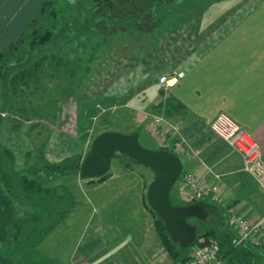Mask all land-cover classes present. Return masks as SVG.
<instances>
[{
    "label": "crops",
    "instance_id": "crops-1",
    "mask_svg": "<svg viewBox=\"0 0 264 264\" xmlns=\"http://www.w3.org/2000/svg\"><path fill=\"white\" fill-rule=\"evenodd\" d=\"M39 1L0 0V50L22 31ZM154 9H157L156 14ZM124 20H130L136 30L124 34L117 30L110 40L113 48V43L123 35L125 39L133 38V43L127 46L131 53H127L126 60L128 91L119 98L123 100L121 104H127L135 94V104L147 106L140 112L143 120H148V126L154 114L151 109L162 103L166 106V116L180 125L181 134L188 143V147L185 145L184 151L179 152L184 162L176 153L182 161L183 173L202 178L206 186L219 185V200L203 201L204 223L210 221L214 228L215 218H218L224 228L216 230L223 234L230 232L234 240L237 235L230 221L229 209L233 207L249 222H255L264 214V193L257 182L242 170L240 155L210 131V124L220 112L229 115L259 143L261 161L264 162V0H175ZM159 30L164 33L155 39L144 40V35L151 36L152 32ZM67 48L69 55L81 53L83 47L79 44ZM150 54L153 60L146 57ZM173 70L182 71L184 75L163 90L158 79ZM80 80L79 87L87 81L84 74ZM69 85L67 83V87ZM85 89L87 84L79 92V100ZM148 126L147 131H150ZM29 130L32 131L31 128ZM74 140H78L77 137ZM75 145L78 147L76 155L82 159L86 154V143ZM214 174L221 176L219 181L214 179ZM76 177L77 185L88 181L94 190L112 182H118L117 186L123 185L117 196H132L134 200L129 202L128 210L136 209L144 218L142 225L135 222L128 227V233L138 240H133L135 243L132 242L131 246L123 247L114 241L105 244L90 241L83 248H77L78 239L74 243L77 230L73 227L82 223L84 216L78 210L69 209L45 236L50 238L61 234L55 246L58 253L65 256L66 264H180L167 254L155 231L154 217L145 196L149 183L145 178L117 180L109 176L101 182L94 179L89 183L90 180H81L78 174ZM177 195L186 199L182 179L172 198ZM91 203H96L101 209H106L109 204L103 200ZM14 212L0 186L1 234H5V228L15 218ZM229 221L230 229L227 228ZM227 238L224 235L222 240ZM70 244L74 247L72 250ZM253 249L257 252V247ZM104 255L106 257L99 260ZM220 261V264L226 263L223 259ZM0 264L16 263L0 250ZM253 264H264V261L257 259Z\"/></svg>",
    "mask_w": 264,
    "mask_h": 264
},
{
    "label": "rangeland",
    "instance_id": "rangeland-1",
    "mask_svg": "<svg viewBox=\"0 0 264 264\" xmlns=\"http://www.w3.org/2000/svg\"><path fill=\"white\" fill-rule=\"evenodd\" d=\"M81 8L87 12V7H78V10L81 11ZM175 10L180 11L179 9ZM156 12L157 9H154V14ZM80 13V25L81 27H86L87 18L90 20V16L87 13ZM111 24L113 28L109 32L99 33V31L94 29L89 33L87 30L83 31L82 29L83 32L81 31L79 36L77 35L75 39L69 41L68 47L73 45L78 46L76 45L78 43L80 47H83L82 51L77 54L74 52L69 53L71 71L63 83L57 80H47L46 78L45 82L47 86H51L49 89L47 88L49 95L46 94L47 92L44 89L43 91L35 92L37 86L33 88L32 81L29 82L30 85H28L24 95L21 96L19 94V97H17V92L11 95L12 99L9 100V108H6L1 114L3 119L0 127V141L13 151L15 160L13 164L14 168L15 166L24 169L34 167L28 171L31 172L32 170L40 168L42 161L50 163L52 161L61 162L67 158H71L74 161L79 160L80 163L82 159H79V155H76L78 147L75 143H86L87 152L89 149L88 146L95 136L103 131H115L123 134L135 132L138 134L139 143L144 148L150 150H156L159 147H165L167 149L170 146L172 147V143H168V141L164 146L163 144H159L151 132L154 116L162 114L168 119L164 111V107L166 106L163 103L157 106L155 105L156 107L154 109L152 108L153 110L151 109L154 114L149 123L150 126H148V120H143V115L140 112L143 108H147V106L141 104L136 105L134 102L136 101L134 100L136 98L134 93V96L128 99L127 104H121L123 100L119 98L128 91L126 60L127 53H131L127 46L133 43V38L130 36L128 39H125L123 35L122 39L119 38L113 43V48H111L110 40L111 35L115 31L117 32L118 30L119 33L124 34L125 32L136 30V27L133 26L130 20L114 21L109 23V25ZM163 33V30L154 31L151 36L144 35L143 38L148 41L149 39L157 38L159 34ZM56 39L53 40V43H55ZM5 47L0 51L4 50ZM56 49L50 47L48 49L49 55L57 53ZM67 49L65 48L64 51L66 52ZM76 51L78 52V50ZM146 57L148 59H154L151 54L146 55ZM77 60L79 61L77 66L80 72L74 73V65H72V62ZM84 67H86L85 73H83ZM83 74L87 79L84 84L85 86L87 84V89L83 90V95L79 100L78 95H80L79 92L82 91L84 85L82 84L80 87L78 85L82 81L80 78ZM66 82L70 84L68 87L71 89L67 87ZM162 89L166 90L164 87ZM136 90H134L135 93ZM100 94L101 97H99ZM115 101L117 102L115 103ZM21 109H24V111ZM171 122L174 123V121ZM25 124L31 125L32 127ZM147 126L150 131H147ZM30 128L32 130L31 132H29ZM76 137L78 140L75 141L74 139ZM186 144L188 143L185 142ZM186 146L188 147V145ZM183 147L181 148L182 150ZM178 155L180 154L178 153ZM0 156L3 160L8 158L2 152V149L0 150ZM180 158L184 162L181 155ZM15 170L18 169L15 168ZM108 174L112 178H117V180H140L141 178H145L146 181L150 182L153 178V174L148 168L137 164L125 155H116L112 158ZM76 175L77 173L74 172L55 176L47 173L45 177L39 179L43 181L44 187L55 188L53 195L50 196L47 192L34 196L21 193L16 199H9L11 207L15 210V218L13 220L17 217L31 220L34 214L43 217L48 213L50 206H52L51 209L53 210L54 206L52 204H55L59 211L67 208L74 209L78 210L81 216H84L82 223L73 227V230H77V235L74 236V243L78 239L77 248H83L90 241L102 244L114 241L123 247H126V245L131 246L132 242L135 243V241H138L128 233V227L135 222L142 225L144 215L137 212L136 209L128 210L129 202L134 200L132 196H117L124 186H117L118 182H112L94 190L88 184V181L87 183L77 185ZM178 185L179 180L175 182L171 189V201L176 204H182L187 201L183 195H177L175 198H172V193ZM63 188L67 193L63 192ZM109 199H112L111 202ZM100 200L109 203L106 209H101L96 203H91L92 201L96 202ZM215 220L216 224L214 228L222 230L224 226L218 222V218H215ZM195 221L193 219L189 220L191 224ZM204 221L205 219L197 229V234L202 233L210 226L212 227L210 221L207 220L208 223H204ZM211 221H213V218ZM100 225H102L101 229H99ZM227 225V228H232L230 221ZM69 228L72 229V227ZM58 235L60 236L61 234L57 233V235H53L50 238L44 237L34 249L28 251V254L25 256L26 263L46 264L50 261H56L59 257L58 261L61 264H66L64 262L66 261L65 256L62 253H58L55 246ZM0 240L1 242L7 240V231H5V234L2 233L0 235ZM71 247L72 250L74 247ZM256 250L258 254L257 258L264 261V244L257 247ZM105 257L106 255L101 256L99 260Z\"/></svg>",
    "mask_w": 264,
    "mask_h": 264
},
{
    "label": "trees",
    "instance_id": "trees-1",
    "mask_svg": "<svg viewBox=\"0 0 264 264\" xmlns=\"http://www.w3.org/2000/svg\"><path fill=\"white\" fill-rule=\"evenodd\" d=\"M172 1L175 0H40L31 19L22 31L8 43L4 50L0 51V127L3 119L1 114L6 108H9L11 95L16 92L18 93L17 97L19 94L24 95L30 81L33 82V88L37 86L35 92L43 91V89L47 92V88L49 89L51 86H47L46 78L61 83L66 80L71 71V61L64 49L68 47L69 41L81 34L82 29L89 33L94 29L99 33L109 32L113 28L112 24V26L109 25L110 22L145 14L153 6ZM84 6L87 7V12L83 8L81 11L78 10V7ZM80 12L90 16V20L87 18L86 27L80 25ZM55 38L57 39L53 43ZM50 47L55 49L57 47V53L49 55ZM78 62V60L72 62L74 73L79 72ZM21 110L24 111V109ZM1 149L8 158L3 160L0 156V186L10 200L18 198L21 193L34 196L47 192L48 195H53L55 188L44 187L43 181L39 179L45 177L47 173L53 176L72 172L78 174L79 160L74 161L71 158L56 163L42 161L41 167H37V170L31 172L28 171L34 167L15 170L13 151L0 143ZM158 149L169 150L165 147ZM182 175L183 172L179 180ZM108 177L107 173L98 182ZM92 182L94 181H89V183ZM63 192H65L64 188ZM169 199L173 205H176L171 201V192ZM191 203L186 201L181 205ZM200 204L204 206L203 201ZM52 205L54 206L53 210L50 206L48 213L43 217L34 214L31 220L17 217L11 221L6 228L7 240L0 243L1 252L12 258L16 264H28L25 261L28 251L34 249L69 210L67 208L59 211L57 205ZM151 213L154 217L155 231L167 254L177 262L185 261V254L190 246L182 248L177 243H173L163 222L152 210ZM195 220L193 224L196 226V239L192 245H201L215 240L219 245L218 258L228 264H253L259 259L256 257L257 253L253 246L251 247L249 244L236 245L228 231L220 234L218 230L210 227L197 234V229L203 220ZM224 235L228 237L225 241L222 240ZM46 264L61 263L50 261Z\"/></svg>",
    "mask_w": 264,
    "mask_h": 264
},
{
    "label": "built area",
    "instance_id": "built-area-1",
    "mask_svg": "<svg viewBox=\"0 0 264 264\" xmlns=\"http://www.w3.org/2000/svg\"><path fill=\"white\" fill-rule=\"evenodd\" d=\"M183 75L184 72L173 70L171 73L162 76L159 83L167 89ZM170 80H174V84H169ZM210 127L214 134L240 155L242 170L257 182L264 193V162L261 161L260 146L256 139L224 112L217 114ZM151 132L158 143L163 144V146L172 139V147L170 146L168 151L175 154L179 153L182 150L181 148L185 146V139L180 133L179 124L169 121L162 114L153 117ZM213 177L219 181L221 176L214 174ZM182 187L185 190L187 201L192 203L206 199L217 202L220 197L218 184L206 186L202 178H198L192 173L182 175ZM229 215L230 221L236 230L237 236L234 239L236 245L249 244L253 247H260L264 244V214L255 222H249L231 207ZM218 252L219 245L215 240L201 245H191L185 261L180 264H220Z\"/></svg>",
    "mask_w": 264,
    "mask_h": 264
},
{
    "label": "water",
    "instance_id": "water-1",
    "mask_svg": "<svg viewBox=\"0 0 264 264\" xmlns=\"http://www.w3.org/2000/svg\"><path fill=\"white\" fill-rule=\"evenodd\" d=\"M116 155H125L152 172L153 178L147 185L145 195L148 206L163 222L173 243L182 248L191 246L196 239V226L189 220H204L206 213L199 203L173 205L170 202L171 189L183 172L181 159L166 149L144 148L135 132L103 131L95 136L80 161L79 177L99 180L108 173L111 160Z\"/></svg>",
    "mask_w": 264,
    "mask_h": 264
},
{
    "label": "bare ground",
    "instance_id": "bare-ground-1",
    "mask_svg": "<svg viewBox=\"0 0 264 264\" xmlns=\"http://www.w3.org/2000/svg\"><path fill=\"white\" fill-rule=\"evenodd\" d=\"M174 82H175L174 80H170L169 84H174Z\"/></svg>",
    "mask_w": 264,
    "mask_h": 264
},
{
    "label": "flooded vegetation",
    "instance_id": "flooded-vegetation-1",
    "mask_svg": "<svg viewBox=\"0 0 264 264\" xmlns=\"http://www.w3.org/2000/svg\"><path fill=\"white\" fill-rule=\"evenodd\" d=\"M194 203H199L200 204V202H194ZM193 219V218H192Z\"/></svg>",
    "mask_w": 264,
    "mask_h": 264
}]
</instances>
